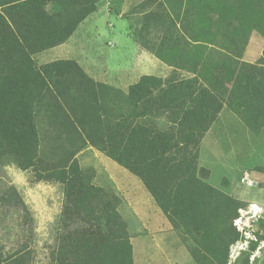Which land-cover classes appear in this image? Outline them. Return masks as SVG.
Listing matches in <instances>:
<instances>
[{
	"label": "trees",
	"instance_id": "trees-1",
	"mask_svg": "<svg viewBox=\"0 0 264 264\" xmlns=\"http://www.w3.org/2000/svg\"><path fill=\"white\" fill-rule=\"evenodd\" d=\"M98 1L0 0V166L62 189L48 264H134L118 197L92 185L74 158L86 145L142 182L173 227L200 242L201 263L207 252L225 264L237 240L232 222L246 204L211 187L199 166L201 141L217 120L211 105L181 80L141 76L122 92L94 83L72 60L33 59L63 45ZM163 2L170 15L155 58L196 75L250 130L264 129V49L255 63L242 59L251 34L264 42V0ZM1 201L22 205L15 192ZM0 264H32L31 255L0 252Z\"/></svg>",
	"mask_w": 264,
	"mask_h": 264
},
{
	"label": "rangeland",
	"instance_id": "rangeland-1",
	"mask_svg": "<svg viewBox=\"0 0 264 264\" xmlns=\"http://www.w3.org/2000/svg\"><path fill=\"white\" fill-rule=\"evenodd\" d=\"M97 7L63 45L34 55L35 63L72 60L94 83L122 92L141 76L186 82L217 113L200 144L199 166L210 172L207 183L246 204L237 219L256 206L253 217L242 216L240 231L232 222L237 240L229 245L225 264L264 263V129L250 130L196 75L155 58L156 36L170 15L163 0H99ZM47 11L54 12L53 6ZM246 47L243 61L255 63L264 42L253 33ZM114 106L119 109V103ZM48 135L59 133L52 130ZM74 158L82 170L92 172V185L118 197L117 211L127 224L134 264H219L207 252V262L198 260L203 251L200 242L174 228L131 173L89 145ZM31 178L29 170L0 166V204L7 192H15L22 204L0 205V252L3 257L29 252L32 264H48L60 221L62 189L58 184L30 183Z\"/></svg>",
	"mask_w": 264,
	"mask_h": 264
},
{
	"label": "built area",
	"instance_id": "built-area-1",
	"mask_svg": "<svg viewBox=\"0 0 264 264\" xmlns=\"http://www.w3.org/2000/svg\"><path fill=\"white\" fill-rule=\"evenodd\" d=\"M244 181H245V180L242 179V182H244ZM251 182H253V181H251ZM259 209H260V208H259ZM259 209H258V212H259ZM255 211H256V206L252 205L249 209L243 211V215L247 214L248 216H247L246 219H248L249 217H253V216L256 214ZM241 212H242V211H241ZM243 215H241L239 219L234 220V226H235V228H236L237 230H239V231H240V229H241V223L243 224V222H240L241 219H242V216H243Z\"/></svg>",
	"mask_w": 264,
	"mask_h": 264
},
{
	"label": "crops",
	"instance_id": "crops-1",
	"mask_svg": "<svg viewBox=\"0 0 264 264\" xmlns=\"http://www.w3.org/2000/svg\"><path fill=\"white\" fill-rule=\"evenodd\" d=\"M98 8V7H97ZM90 16V15H89ZM87 19V18H86ZM83 22V21H82ZM81 22V23H82ZM73 35V34H72ZM57 47H59V46H57ZM57 47H54V48H57ZM53 49V48H52ZM246 49H247V47H246ZM48 51V50H47ZM245 52H246V50H245ZM42 53H45V51L44 52H42ZM44 55V54H43ZM261 56V55H260ZM51 62V61H50Z\"/></svg>",
	"mask_w": 264,
	"mask_h": 264
}]
</instances>
